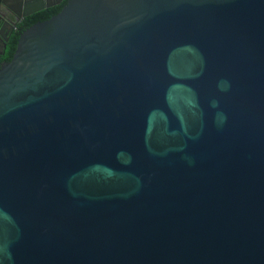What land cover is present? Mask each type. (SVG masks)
<instances>
[{
    "label": "water",
    "instance_id": "1",
    "mask_svg": "<svg viewBox=\"0 0 264 264\" xmlns=\"http://www.w3.org/2000/svg\"><path fill=\"white\" fill-rule=\"evenodd\" d=\"M0 264H264V0H68L26 29Z\"/></svg>",
    "mask_w": 264,
    "mask_h": 264
},
{
    "label": "flooded vegetation",
    "instance_id": "2",
    "mask_svg": "<svg viewBox=\"0 0 264 264\" xmlns=\"http://www.w3.org/2000/svg\"><path fill=\"white\" fill-rule=\"evenodd\" d=\"M67 1L45 0L42 5L37 3L26 7L18 5V0H5V6L0 4V67L11 60L18 39L26 29L48 20L50 12Z\"/></svg>",
    "mask_w": 264,
    "mask_h": 264
},
{
    "label": "trees",
    "instance_id": "3",
    "mask_svg": "<svg viewBox=\"0 0 264 264\" xmlns=\"http://www.w3.org/2000/svg\"><path fill=\"white\" fill-rule=\"evenodd\" d=\"M62 7H63V6H62ZM62 7H59V8H57V9H55V10H52V11L50 12V16H49V18H51L52 16L56 15V14L61 10Z\"/></svg>",
    "mask_w": 264,
    "mask_h": 264
}]
</instances>
